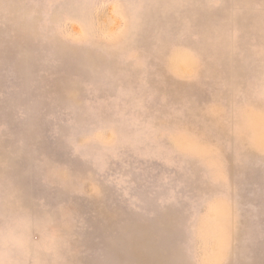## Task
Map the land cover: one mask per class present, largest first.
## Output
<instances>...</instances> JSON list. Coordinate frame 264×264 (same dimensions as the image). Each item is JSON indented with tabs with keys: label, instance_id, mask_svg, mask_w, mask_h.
Returning <instances> with one entry per match:
<instances>
[{
	"label": "rangeland",
	"instance_id": "374dc122",
	"mask_svg": "<svg viewBox=\"0 0 264 264\" xmlns=\"http://www.w3.org/2000/svg\"><path fill=\"white\" fill-rule=\"evenodd\" d=\"M0 264H264V0H0Z\"/></svg>",
	"mask_w": 264,
	"mask_h": 264
}]
</instances>
